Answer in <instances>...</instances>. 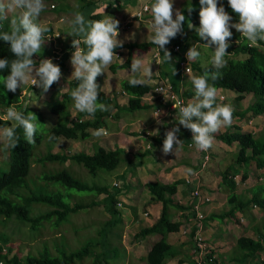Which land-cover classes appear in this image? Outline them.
<instances>
[{
  "label": "trees",
  "instance_id": "obj_1",
  "mask_svg": "<svg viewBox=\"0 0 264 264\" xmlns=\"http://www.w3.org/2000/svg\"><path fill=\"white\" fill-rule=\"evenodd\" d=\"M68 0H44V3L52 4L51 11L56 12L68 9ZM80 5L79 11L86 19L97 20L101 17L99 13H93L96 9L95 2L92 0H74ZM58 2L66 3L65 7L58 8ZM218 7L223 5L225 11L232 16L233 22H238V16L232 11L228 5L227 0H217ZM193 7L191 14L188 13L187 8H182V14L185 15L186 20L183 23L182 33H178L175 38H172L170 42L165 45L172 56V61L163 62L159 66L163 71L162 74L167 77L172 84L175 91H179V83L181 77V67L179 65L182 57L180 54L175 53L172 47L169 45L180 44L182 48H187L198 42L205 45V41L202 40L196 33V29L200 26V3L199 0H190L187 3ZM50 10V9H49ZM58 11V12H59ZM191 23L194 27L189 28L188 24ZM10 25L7 21L3 22V30L8 31ZM50 31V28H49ZM232 37L229 42L228 53L226 54V66L220 69V78L216 81L209 80V84L214 85L216 88H225L238 93L237 98H242L245 94L251 93L254 96V102L250 106V109L254 114L264 111V50L260 48L264 41H258L256 46H249V42L241 36L239 32L230 28ZM84 48V45H81ZM123 47L127 48L128 56L123 63H112L109 65V69L115 72L120 68H131V61L133 57V49L139 51H146L152 47L158 50L159 56L163 57V51L160 52L158 47L154 44L146 42H130L123 44ZM114 49L117 52L120 48ZM237 55H244V57H236ZM15 55L10 50L8 42L0 40V59H8L9 61L15 59ZM33 60L36 64L39 63L40 56H34ZM55 61V60H54ZM58 61V60H56ZM191 69L195 76H201L204 74L206 66L209 70L212 69L210 63L202 64L201 60L190 61ZM10 72V68L0 70V76H7ZM182 78V77H181ZM129 79H123L120 82V92L127 95V104L123 109L127 111H135L147 107L142 103V96L151 89V85L148 84L144 87H131L128 83ZM77 86L75 79L68 81V88L64 91L59 99L58 103H54L51 106V112L59 117V121L49 128L47 138L49 135H54L57 139L51 142L55 143L59 139H80L84 140L89 138L91 131L99 129L102 125L107 124L106 119L110 116L118 117L121 110L118 103L104 94L101 90L98 92L97 103H104L110 105L109 111H97L94 116H89L87 113H77V117L72 119L70 117V107L73 105L70 93L72 89ZM31 87V86H30ZM6 89V88H5ZM190 91L183 92L185 97L190 95ZM19 89L17 88L15 93L9 92L6 97L0 96V101L7 108L15 107L17 111H21L25 116L28 115L29 110L24 108V105L18 103ZM14 105V106H11ZM117 109L114 113L113 110ZM34 113L37 117L38 113ZM36 121H34L35 123ZM11 121L0 118V127L11 126ZM17 135L19 136L18 144L8 149L9 169L7 171H0V226H5L8 221L23 222L30 225V231H33L34 227L41 221H46L51 217L55 219V223L58 225L65 221L68 213H75L82 209L81 204L74 203L72 206L67 205L63 199L62 194L56 191L53 187L49 186L51 194L42 195L31 192L33 189L30 187V183L25 179L30 173L31 169V151L33 144H28L24 139L23 130L17 129ZM220 139L227 144L237 142L239 144V150L236 158V163L239 165H249L254 160L255 164L259 168L264 169V134L260 136H254L249 132L243 131L239 126H232L231 130L221 133ZM42 139V134L37 131L35 135V144H39ZM248 151L250 153H248ZM122 160V153L117 149H105L100 145H95L92 153H86L84 151L74 152L72 154H66L63 152H52L48 149V152L40 158V161L46 162H58L64 164L67 161L71 163L76 162L81 164L86 170L92 174H97L98 170L106 169L113 170L116 168ZM67 166V165H64ZM232 166V165H229ZM237 173V170L232 167H227L220 173L221 184L223 189L228 194L227 202L229 208L221 214H213L210 218L223 219L226 217L233 218L236 210H240L246 213L251 204L259 206L261 211H264V181L258 183L256 187H253L251 196L244 198L236 193V183L233 180V176ZM264 173V172H262ZM31 177V176H30ZM247 177V173L244 172L241 179L244 180ZM34 178V177H31ZM36 178V177H35ZM43 179L47 182L58 183L61 186L73 188L81 191L106 193L105 196V208L112 215L108 220L102 223L103 228L99 230V237L89 240V242L75 250H64L62 244L58 247L59 255L49 253L47 249L40 252L39 255L28 253L24 257L14 254L8 257V253L11 252V247L8 246L9 235L4 231L0 232V263L4 264H78L82 260L89 256L91 257V264H115L116 258L120 256L119 248L115 244L109 242L108 234L112 232V229L121 222L118 216V211L115 204L118 195L122 192V188L109 185H88L75 176H73L67 169L63 168L55 173H46L43 175ZM182 180H176L171 183H163L160 181L147 182L145 184L148 193L150 195V201L161 202L162 208L159 217L156 221L147 227L141 228L136 234V239H142L147 235L160 234L159 240L155 241L150 250L144 256V260L147 264H165L166 260L175 255L172 245L166 240V234L171 231H177L179 229L180 222L173 221L171 216L174 210H184L186 207L175 202L173 195L176 193L177 185ZM45 183V182H43ZM42 183V184H43ZM46 184V183H45ZM49 185V184H48ZM109 188L113 190L110 192ZM108 202L110 204H108ZM46 203L49 205V209L37 213L35 216L30 214V206ZM15 217V218H13ZM250 221H254L252 215ZM47 222V221H46ZM50 223V222H49ZM63 224V223H62ZM55 227V228H56ZM256 232V237H250L241 235L236 238L234 247L232 248L231 255H228V261L234 264H264V227L260 229L257 226H253ZM193 237L194 229L190 232ZM111 235V234H110ZM116 235V233H115ZM120 237V235H118ZM63 248V249H61ZM99 248V249H98ZM61 249V250H60Z\"/></svg>",
  "mask_w": 264,
  "mask_h": 264
},
{
  "label": "clouds",
  "instance_id": "obj_2",
  "mask_svg": "<svg viewBox=\"0 0 264 264\" xmlns=\"http://www.w3.org/2000/svg\"><path fill=\"white\" fill-rule=\"evenodd\" d=\"M227 2L238 16V22H233L232 16L225 11L223 5L218 7L217 0H199L200 26L196 29V33L206 42L207 47L213 49L210 64L214 70L202 65L205 67L203 75H190L195 90L194 100L186 105L183 102L173 104L176 111L178 110L175 120L178 125L191 131V140L199 151L210 149L214 142L213 134L221 127L230 126L232 123L233 114L230 107H214L218 98L217 88L209 84V80L216 81L220 78L219 70L226 66L225 56L232 37L230 28L236 29L249 42V46H256L258 41H264V0H227ZM44 8V0H0V40L9 43L10 50L16 57L11 61L0 59V70L10 68L7 76H0V83L9 92L15 93L17 88H22L31 77V86H37L46 93L61 77L60 67L51 59H42L37 66L32 58L34 54L41 52L45 34L49 32L47 25L37 22ZM17 10H19L18 15L10 17V14L17 13ZM143 11L151 14V20L147 25L148 33L151 34L148 35L147 42L156 45L160 52L163 51L162 58L157 54L153 60L158 65L172 61L171 53L165 45L178 33H182L185 15L180 10H176L173 18L172 0H153L150 7L144 5ZM187 11L191 14L193 7L188 6ZM130 19L135 18L130 17ZM4 21H9L8 31L3 30ZM69 24L67 35L73 37L74 48L70 61L74 68L71 78L77 81V86L70 93L73 106L78 112L87 113L89 116H94L97 111H109L110 105L97 103L98 92L101 90L97 84V77L105 73V69L117 56L114 49L123 47V42L117 39L119 21L110 16L100 20H89L82 13L77 12ZM188 27L194 26L189 23ZM81 45L85 47L82 48ZM55 57L60 58L58 55ZM186 57L188 62L196 61L200 57V52L192 46L186 52ZM152 61L147 62L136 55L133 56L130 70L133 75L128 80L131 87H144L149 84L153 74ZM154 90L163 93L165 100H169L165 89ZM219 99L224 98L221 96ZM28 106L29 104L25 102L24 108L27 109ZM159 115L160 113L157 116ZM5 120L12 123L11 126L0 128V145L4 150L12 149L18 144L17 129L23 130L24 139L28 144L36 143L35 135L38 128L34 123L37 120L34 113L25 116L15 107H9L6 110ZM179 132V126L165 132L162 148L164 155L173 151L176 155L182 145V140L177 136ZM155 134L149 132V135ZM106 135L104 128L92 132V136L96 138ZM48 139L52 141L57 138L49 135ZM186 174L194 175L190 168L186 170Z\"/></svg>",
  "mask_w": 264,
  "mask_h": 264
},
{
  "label": "crops",
  "instance_id": "obj_3",
  "mask_svg": "<svg viewBox=\"0 0 264 264\" xmlns=\"http://www.w3.org/2000/svg\"><path fill=\"white\" fill-rule=\"evenodd\" d=\"M92 1H94L96 5V9H94L93 13L101 14V17L97 20L104 19L108 16H111L113 12L121 10L122 5L125 3L130 2L131 4H135L134 10L137 11L143 5L145 4L151 5V3L153 2V0H144L142 2H138V0H92ZM187 1L190 0H186L185 3ZM44 4H45V8L43 12L48 13L50 7L48 3H44ZM79 8L80 5L77 4V8L74 9L75 14L79 11ZM173 11H174V7H173ZM55 14H60V12ZM131 14L129 16H131ZM144 18L130 19V20L128 19L129 21L125 20L121 28L127 27V25L134 20L135 29L137 31L139 29L140 22L145 20ZM173 18H175L174 12H173ZM46 20L47 22H49L47 26L50 28V31L45 34L46 38L44 42H46V44H48L49 46L48 48L49 54L43 55V49H42V51L40 52L41 54H34V56H40L41 57L40 60L51 59L54 64L60 67L61 77L59 81H62L63 83H59L58 81L53 83L52 86H55L54 90H57V87L61 86L64 87L62 89L66 91L68 88V81L72 79L69 73L74 70L70 62L72 53L74 52V48L72 46L73 37L67 35V32L70 29V24L69 23L68 25L64 24L60 16L58 18H54L51 20L46 19ZM142 42H146V41H142ZM136 43H140V42H136ZM231 43L232 42H229V44ZM197 44H201V43L195 42L193 43L192 46L196 47ZM170 46L172 47V44H170L169 47ZM261 46L260 48H262ZM190 47L184 49H189ZM152 48L156 50L155 47ZM125 50H127L126 47L120 48L117 52H115V54L119 56L120 55L119 51L124 52ZM56 55L60 57L58 61H56L55 58ZM135 55L138 58H142L146 60L144 53L143 54L136 53ZM116 62L123 63L124 60L123 61L113 60L112 63H116ZM189 65L191 69V62H189ZM123 69H128V68H120L117 69L116 71H122ZM162 72L163 71L161 70V67L157 65V72L152 74V78L149 82V84L151 85V89L148 92H146L141 99L142 100L141 102L146 104L147 107L143 109L135 110L134 118L130 115L127 116L121 113L122 108H124V105H122L120 101L117 100V98H115L116 96V95L114 96L115 93H109L108 88L107 90L101 89V91L104 92V94L111 97L114 100V102L119 104L121 108L118 117L110 116L106 119V122L108 120H112L113 122H116L114 121L113 118L117 119L118 123L117 122L116 123L118 124V127H116V124L114 127H112L109 124L108 125L104 124L100 127V128L105 127L104 129L107 132L106 136L107 137L110 136V138L109 137L106 138L110 140L102 139V137L99 138L93 137L92 131L89 138L87 139L92 140L93 138L92 141L93 149L95 145H100L105 149L120 150L122 153V160L119 163V165L121 166V170L118 176L121 175L120 180L124 181V186H122V192L118 195L116 199L117 202H120L121 199L122 200L124 199L121 196L122 194L126 196L127 188L128 189L133 188V186L131 187L130 184L127 183V178H126L127 175H125V172H129L130 181L132 180V178H135V185L142 186L143 191L141 192V195L137 194V189L135 188V194H136L135 206L130 207L131 212H128V214L126 212L124 216V213L122 214V212H120V210L116 208L117 211L119 212L118 216L121 219V222L118 225H121L123 221H125V223L134 222L135 228L137 227L139 230L143 227L152 225L159 217L162 205L161 202L150 201V195L148 193L145 184L147 182H153L157 180L163 183H171L176 180H182L181 183L177 185V190L173 196V199L175 202L186 207V209L174 210V212L172 213L171 216L172 220L180 222V225L177 231L168 232L166 235V240L169 244L172 245L175 255L168 258L165 264H192L193 240H192V236L190 235L192 228L190 229V231L183 233V229L191 225L189 219L192 216V213L190 211L191 198H190V193H188L189 186L185 184V178H187L188 176H193L186 174L187 169L190 168L193 170V173H195L199 168L200 155L198 151L195 149L193 141L191 140L192 135L190 134V130L184 128L182 125H178V122L175 120V117L178 115V112L176 110H172L168 108L166 105H163L161 107L162 109L160 115L156 116L154 114V108L159 106L153 91L155 85L159 82L171 84L167 79V77H165L162 74ZM187 73L188 72H184V70L181 68L180 75L182 78L180 77L179 91L176 92L179 95H181L188 103L194 100L195 90L191 83V80H189L190 78H188L187 76ZM66 74L69 75L68 78L65 76ZM193 75L195 76L194 72ZM122 80H120V82ZM120 82H119V90H117V93L118 91L120 92ZM18 89L19 92L22 91V88H18ZM186 90H189L191 92L188 97H185L183 95V92H185ZM229 91H231L230 99L225 102L226 96L220 93L217 98L216 104H214V107L215 106L230 107L233 114L232 123L230 126L221 127L216 133L213 134L214 139H216V142L214 141L212 147L208 149L210 155L209 164L206 168L198 172L199 182L201 183L202 189L208 192L209 194H211L212 196V201L202 206L203 212L205 214V218H204L205 234L207 237V241L217 245V247L219 248L220 251L219 256L223 254L222 251L224 252L225 251L224 249L229 250L231 248L230 250L232 251V248L234 247L235 241L230 245H227L226 242V248H222V246L225 245V243H223L221 240L227 232H229L231 235L235 234L236 235L235 240L241 235L253 237L249 233L242 232L247 227L249 230H251L252 234H254V237H256L257 235L253 226L260 227V225H258V222L262 218V216H257L254 212H252L253 209L251 208L253 204L250 205L249 207L250 210H248L246 213H243L240 210H236L233 218H229V217L223 219L210 218L211 215L221 214L223 213V211L229 208V204L227 202L228 194L223 189V185L221 184V176H220V173L223 170H225L227 167H232V169L237 170V173L233 176V180H235L237 186L236 193L239 196L244 198H249L251 196V191L253 190V187L259 183L257 182V180L254 183H247L249 181L248 178H251V176L249 175V171H251L253 168L257 169L256 164L255 166L237 164L236 158L239 150V144L237 142L227 144L220 139L219 135L227 131L228 129L231 130L232 126L234 125L239 126L243 131L249 132L253 134L255 137L263 135L264 111L256 114L252 112L250 106L254 102V96L251 93L245 94L242 98L239 99L237 98L238 93L232 90ZM221 96L224 98L223 100L219 99V97ZM116 110L117 109H114L113 113ZM147 113L150 115L149 117H151L152 119L151 121L148 119L147 116L144 117V115ZM134 122H135V128L128 129L129 124H133ZM153 124L156 127H154ZM175 126L180 127V132L177 133V136L179 139L182 140V145L178 148L176 155L174 151L169 153L168 155H164L162 152V148H163V141L165 139V132L172 129ZM149 132H155L156 134L149 135ZM257 132L258 134L255 135ZM59 140L61 141V139ZM71 140L74 139H66L67 142ZM107 141H110L109 143L112 144L114 143V146L111 145V147H107L106 146ZM189 143H192L193 146L189 147L188 146ZM54 152H59V151H54ZM84 152L89 153V151H84ZM248 153L250 152L248 151ZM228 155L233 156L232 157L233 159L236 156L235 162L229 164L232 166L229 165L223 166V163H225ZM251 162H255V161L252 160ZM210 163L213 164L211 165ZM123 166H126V168L124 167L122 169ZM258 170L260 172H264L263 168H259ZM214 172H218L219 178L217 179V182H214L213 180L212 174ZM244 172L247 173V178L242 180L241 176ZM259 179L263 180L264 174L263 176H260ZM260 183L262 182L260 181ZM141 199L143 200L141 201ZM116 205L117 204H115V207ZM141 207H143L142 212L139 211V208ZM259 211L261 212L260 209ZM252 215L254 216V221H250ZM141 216L143 217V219L141 218ZM236 220H238L239 223L234 222ZM243 226H245V228ZM139 230H137V232ZM160 237H161L160 234H152V235H147L142 239L135 238V262H137L138 264L139 262H141V264H147L143 258L146 255V253L150 250L152 244L155 241L159 240Z\"/></svg>",
  "mask_w": 264,
  "mask_h": 264
},
{
  "label": "rangeland",
  "instance_id": "obj_4",
  "mask_svg": "<svg viewBox=\"0 0 264 264\" xmlns=\"http://www.w3.org/2000/svg\"><path fill=\"white\" fill-rule=\"evenodd\" d=\"M144 0H138V2H142ZM186 0H172L173 7H174V13L176 10H180L185 7L188 8V1L185 3ZM69 8L64 9L63 11H59V9L56 10L57 13L60 12V14H55L51 10H53L48 3L50 10L49 12H41L40 17L38 19V23L47 25L49 22H47L46 19H54L58 18L59 16L62 18V22L64 24L69 23L71 19L74 18L75 12L74 9L77 8V4L74 0H68L67 1ZM135 3V1H134ZM58 8L66 5L64 2H58ZM135 4L125 3L122 5L121 10L115 11L111 14L110 17L116 19L119 21L118 24V36L117 39L122 41L123 44L130 43V42H142L147 41L148 35L151 33H148L147 25L149 21L151 20V14H148L145 16V20L140 22L139 29L136 31L135 29V21L133 20L131 23L127 25V27L121 28L123 22L128 19H130V14L133 13L135 10ZM59 11V12H58ZM19 10H17V13L10 14L11 15H18ZM9 24V21H7ZM233 30H236L232 28ZM140 31V32H139ZM61 32V31H60ZM142 32V33H141ZM264 49V44L261 46ZM48 44L44 42L42 49H43V55H48ZM197 50L200 52V57L197 60H201L202 64L210 63L211 57L213 55V49L207 47L206 45L197 44L196 46ZM42 51V50H41ZM120 55L115 56L113 60H119V61H125L128 56V51L125 50L124 52L119 51ZM133 56L136 53L143 54L146 57L147 62H151L155 57V49L150 48L146 51H139L137 49H133L132 51ZM41 54V53H38ZM236 57H244V55H237ZM133 59V57H132ZM227 58L225 57V60ZM157 63L155 60L151 63V68L153 73L157 72ZM131 69H123L122 71H116L112 72L108 68L105 69V73L103 75H100L97 77V84L100 86V89L107 90L109 93H115L114 96L117 98V100L120 101L122 105H126L128 102L127 95L119 92L117 93V90H119V82L122 79H130L132 77V73L130 72ZM74 71V70H73ZM72 71V72H73ZM72 72L69 73V75H72ZM66 74L65 76L68 78L69 76ZM193 75L192 69L187 73L188 78H190ZM66 78V80H67ZM31 77L29 78L28 82L24 85H22V91L19 94L18 103H21L25 105V102L29 104L27 110L34 111L35 113H38L37 120L35 122L39 132L42 134V139L39 144H33V149L31 151V169L29 175H27L25 182L30 183V187L33 189L31 192H34L35 194H42L47 195L51 194V191L49 190V186L53 187L56 191H59L62 194L63 201L67 204L72 206L74 203L81 204L82 209L79 211H76L75 213H68L66 216L65 221L61 222L58 227H56L55 219L50 218L46 221H41L34 227L33 231H30V225L23 223V222H14V221H8L5 226H0V230L4 231L6 234L9 235V243L8 246H10L11 252L8 253V257L13 256L14 254H18V256L24 257L28 253H32L34 255H39L40 252H42L44 249H47L49 253L59 255L58 253V247L62 244L64 247V250H75L79 249L80 247L86 245L89 240L95 239L99 237V230L103 228L102 223H104L106 220H108L112 215L109 211L105 208V196L106 193H99L96 195L95 192L91 191H81L76 190L73 188H68L61 186L58 183L54 182H47L43 179V175L46 173H55L63 168L67 169L73 176L81 180L82 182L88 184V185H109L117 187L124 186V181L120 180V176L118 174L120 173L121 166L118 165L113 170H106V169H100L98 170L97 174L92 175L90 174L85 167H83L81 164H78L76 162L71 163L70 161H67L64 164H60L58 162H42L40 161V158L45 155V153L48 152V149H51L52 152L59 151L66 154H71L73 152L77 151H93L92 147V140H80V139H74L71 141H66V139L59 140L58 142H51L47 138V133L49 128H51L53 125H55L60 118L55 114L51 112V106L54 103H58L59 99L61 97V93L64 91V87L58 86L57 90H54L55 86L50 87V89L45 93L42 92L40 88L37 86H31ZM191 80V79H189ZM59 83H63L62 81H59ZM65 83V82H64ZM31 86V87H29ZM66 87V84H65ZM26 92V94H25ZM218 96L220 93L224 94L226 96L225 102L230 99L231 91L224 89V88H217ZM8 95V91L5 89L4 85L0 83V96L6 97ZM14 106V105H11ZM70 117L72 119L77 117L78 111L74 108L72 105L70 108ZM6 110L7 107L2 104L0 101V118H5L6 116ZM121 113L123 115L132 116L135 117V111L130 112L126 110H122ZM147 116L148 119L151 121L150 115L147 113L144 115V117ZM143 117V118H144ZM111 119V118H110ZM114 121H118L117 119L113 118ZM113 122L112 120L107 121V125H111L112 127L115 126L118 127V122ZM154 125V124H153ZM154 127H156L154 125ZM2 128V127H0ZM105 128V127H103ZM135 128V122L133 124H129L128 129ZM94 130H92L93 132ZM258 132L255 134L257 135ZM102 136V139H107L110 136ZM110 140V139H107ZM216 142V139H214ZM110 141H107L106 146L111 147L114 146V143H109ZM70 146H67V145ZM233 156L228 155L225 163H223V166H228L232 162H235V158H232ZM8 160V149L4 150L2 145H0V171H7L9 169V161ZM211 165L213 163H210ZM67 165V166H64ZM250 166H255L254 162H250ZM126 168V166H123V168ZM259 167L257 169H252L249 171V175L251 178H248L247 183H254L256 180L257 182H263V180L259 179L260 176H263L264 173L260 172ZM248 172V171H247ZM125 175H127V183L130 184V186L133 188L128 189L126 192V196L122 194L121 197L124 199L116 205V208L122 212V214L127 212H131L130 207L135 206V188L137 189V194L141 195V192L143 191L142 186L135 185V178H132V183L130 181V174L129 172H125ZM132 175V174H131ZM213 180L214 182H217L218 172H214L213 174ZM34 178H31V177ZM133 176V175H132ZM36 177V178H35ZM247 178V177H246ZM45 182V183H43ZM240 182V181H239ZM43 183V184H42ZM49 184V185H48ZM257 185V184H256ZM254 186V188L256 187ZM240 188V187H239ZM51 189V188H50ZM110 192L111 188H109ZM145 191V190H144ZM190 193V188L189 192ZM174 196V195H173ZM172 196V197H173ZM143 199H141L142 201ZM123 203V204H122ZM108 204H110L108 202ZM50 207L46 203L38 204V206L32 205L30 206V214L32 216H35L37 213H41L42 211L48 210ZM143 207L139 208V211L142 212ZM253 211L257 216H262V218L259 220L258 225H260V229L264 227V211H259V206L256 204H253L252 208ZM122 210V211H121ZM261 210V209H260ZM15 218V217H13ZM122 218V217H121ZM126 218V217H124ZM143 219V217L141 216ZM50 222V223H49ZM239 223L238 220L234 221ZM63 223V224H62ZM242 225V224H241ZM56 227V228H55ZM245 228V226H243ZM137 230H139L137 227L135 228L134 222H127L123 221L121 225L116 226L112 229V232L108 234L109 242L111 244H115L119 248L120 256L116 258L115 264H138L135 262V233H137ZM0 231V232H1ZM244 233H249L251 236L254 237V234H252L251 230H249L247 227L242 231ZM116 233V235H115ZM111 234V235H110ZM120 235V237H118ZM167 235V234H166ZM206 235V234H205ZM234 235V236H233ZM231 235L229 232H227L223 238L222 242L225 243V245L222 246V248H226V242L227 245L232 244L235 241L236 235ZM100 239V237H99ZM63 249V248H61ZM60 249V250H61ZM99 249V248H98ZM231 249V248H230ZM226 250L222 253L226 255H221L219 258V264H229L233 263L231 261H228V254L231 255V250ZM221 261V263H220ZM91 257L87 256L85 257L82 262L78 264H91ZM4 264V263H0ZM141 264V262H139Z\"/></svg>",
  "mask_w": 264,
  "mask_h": 264
},
{
  "label": "built area",
  "instance_id": "obj_5",
  "mask_svg": "<svg viewBox=\"0 0 264 264\" xmlns=\"http://www.w3.org/2000/svg\"><path fill=\"white\" fill-rule=\"evenodd\" d=\"M148 5V4H145ZM150 7V5H148ZM53 7V5H51ZM144 5L135 11L133 14H136L134 16L131 14V18L135 19H141L144 18L147 13L143 11ZM172 50L175 53L180 54L182 57V60L180 61L179 65L184 70V72L190 71V65L186 57V52L188 49H183L182 46L178 43L174 44L172 46ZM156 56L158 53V50H155ZM58 59V57H55ZM155 88H163L166 90V95L169 97V100H165V97L163 93L154 91L156 100L159 104L158 107L154 108V114L157 116L158 113L161 112V107L163 105H166L168 108L172 110H176L173 107L174 103L183 102L185 105L187 104V101L179 95L173 86L169 83L159 82L155 85ZM26 94V92H25ZM178 112V110H177ZM190 134L192 135L191 131ZM189 147H192L193 144L189 143ZM195 147V146H194ZM196 149V148H195ZM197 150V149H196ZM200 155V162H199V168L194 173L193 176H188L185 178V184L189 186L190 188V198H191V204H190V211L192 213L191 218L189 219L191 222V225L189 227L183 229V233H186L187 231H190L191 228L194 229V234L192 237L193 243H192V264H219V248L217 245L210 243L207 241V237L205 235V225H204V218L205 214L203 212L202 206L212 201V196L208 192L204 191L202 189L201 183L199 182V176L198 172L204 168H206L210 161V155L208 150L207 151H199L197 150ZM191 181V182H189ZM119 203V202H118ZM117 203V204H118ZM234 264V263H229Z\"/></svg>",
  "mask_w": 264,
  "mask_h": 264
}]
</instances>
